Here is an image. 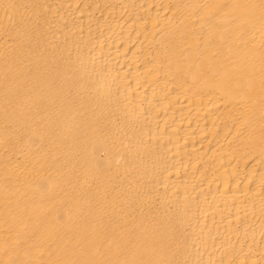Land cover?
I'll return each mask as SVG.
<instances>
[{
    "label": "bare ground",
    "instance_id": "bare-ground-1",
    "mask_svg": "<svg viewBox=\"0 0 264 264\" xmlns=\"http://www.w3.org/2000/svg\"><path fill=\"white\" fill-rule=\"evenodd\" d=\"M0 264H264V0H0Z\"/></svg>",
    "mask_w": 264,
    "mask_h": 264
}]
</instances>
